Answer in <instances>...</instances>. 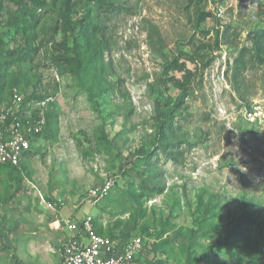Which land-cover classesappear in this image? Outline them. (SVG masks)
<instances>
[{
	"label": "rangeland",
	"instance_id": "obj_1",
	"mask_svg": "<svg viewBox=\"0 0 264 264\" xmlns=\"http://www.w3.org/2000/svg\"><path fill=\"white\" fill-rule=\"evenodd\" d=\"M262 30L264 0H0L3 95L52 98L47 135L0 166L1 228L65 209L144 239L138 264H264Z\"/></svg>",
	"mask_w": 264,
	"mask_h": 264
},
{
	"label": "built area",
	"instance_id": "obj_2",
	"mask_svg": "<svg viewBox=\"0 0 264 264\" xmlns=\"http://www.w3.org/2000/svg\"><path fill=\"white\" fill-rule=\"evenodd\" d=\"M29 96L16 90L0 95V165L20 169L22 158L44 131L46 105L52 98L27 100ZM116 183L115 179L107 178L87 196L93 202L100 201ZM42 202L45 203L43 199ZM56 206L48 205L52 210ZM93 221L91 215L62 221L68 234L61 243L59 264H138L144 239L133 236L118 241L99 235Z\"/></svg>",
	"mask_w": 264,
	"mask_h": 264
},
{
	"label": "crops",
	"instance_id": "obj_3",
	"mask_svg": "<svg viewBox=\"0 0 264 264\" xmlns=\"http://www.w3.org/2000/svg\"><path fill=\"white\" fill-rule=\"evenodd\" d=\"M43 205V204H42ZM46 211L48 210L43 207ZM60 215L55 217L41 216V221L29 219V216H20L10 230H3L0 226V246L5 248V256L13 252L8 264H59V250L61 243L67 237V230L63 227L62 221L67 218H78L68 214L62 209ZM41 223V224H40ZM9 224L11 222L9 221ZM58 249L57 257L51 256L50 252ZM20 251V252H19ZM19 252L20 259L17 258ZM17 253V254H16ZM24 256L20 255L23 254ZM3 251H0V264ZM24 259V260H23Z\"/></svg>",
	"mask_w": 264,
	"mask_h": 264
},
{
	"label": "trees",
	"instance_id": "obj_4",
	"mask_svg": "<svg viewBox=\"0 0 264 264\" xmlns=\"http://www.w3.org/2000/svg\"><path fill=\"white\" fill-rule=\"evenodd\" d=\"M107 9H108V13L109 14H114L116 13L117 11L119 12L121 7L119 5H115V4H111L109 6H107ZM254 42H253V52L254 54H251L249 60L250 61H257L259 64L261 65H264V30H262L257 36L256 38H254ZM244 51V50H243ZM242 51V52H243ZM27 57L25 61H30L32 58L29 57V56H25ZM29 57V58H28ZM240 57L244 58V54L241 53ZM236 64L238 65L237 68H240L241 65H242V61L239 60V59H236L235 60ZM80 64V62H79ZM12 66L11 63H5L3 64L2 66H0V70H4V72H8L10 70V67ZM5 77L4 75L0 74V95L2 96L4 93V89H5ZM171 81H175L174 79H171ZM177 82V80L175 81V83ZM178 83V82H177ZM46 99L45 96H42L40 94H36L35 92H33L28 98L27 100H44ZM49 115L48 113H46L45 115V128H44V131L42 132L41 135H39V138H42V137H45L47 135V132H48V128H49ZM32 151V149H31ZM30 151V152H31ZM30 152H28L27 154H29ZM26 154V155H27ZM26 155L24 157H26ZM24 159V158H23ZM2 167H5L7 168L8 170H17L19 171V169H16V168H10L8 166H4V165H0ZM143 187V186H142ZM114 189V188H113ZM112 189V190H113ZM112 190L107 194V195H110L112 193ZM106 195V197H107ZM106 197H104L103 199H105ZM93 225L96 229V231L99 233V235H103V236H107L105 234H102V232L100 231V229L98 228V226L96 225V222L95 220L93 221ZM109 237V236H108ZM114 240H116L115 237H110Z\"/></svg>",
	"mask_w": 264,
	"mask_h": 264
}]
</instances>
